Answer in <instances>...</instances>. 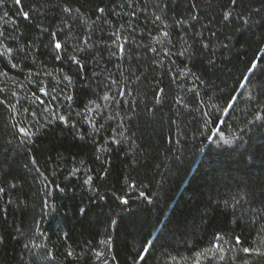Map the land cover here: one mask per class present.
I'll use <instances>...</instances> for the list:
<instances>
[{
    "label": "trees",
    "instance_id": "trees-1",
    "mask_svg": "<svg viewBox=\"0 0 264 264\" xmlns=\"http://www.w3.org/2000/svg\"><path fill=\"white\" fill-rule=\"evenodd\" d=\"M193 2L198 5L196 21L190 19ZM226 2L22 0L32 13L28 21L11 0L0 8V33L7 38L0 44L13 49L11 55L0 56V186L16 185L0 194V209H7L0 211V264H102L104 259L108 264H132L137 250L149 241L147 264H264V71L258 68L243 90L231 92L254 57L264 64V13L253 16L255 24L239 21L237 30L235 18L231 24L221 23ZM262 5L264 0H239L237 11L247 17ZM64 7H71L73 14L63 13ZM98 7L106 9L103 17ZM155 15H162L164 23H154ZM69 29L75 40L90 37L89 44L95 45V62L79 54L91 87H84L76 66L55 60L46 48L50 32H58L63 41ZM114 31L121 34L120 43L128 41L122 57L109 55ZM165 31L167 37L161 35ZM201 36L204 42L211 40L207 55ZM182 46L188 47L185 56L178 54ZM72 47L70 42L69 54ZM153 47L159 54L150 51ZM165 51L170 55L164 56ZM93 69L102 74L92 78ZM64 74L73 77L71 87ZM109 75L117 84L110 83ZM41 82L48 96L39 93ZM118 88L131 93L125 100L136 103L102 99L106 91L116 97ZM160 88L164 95L157 103ZM61 92L74 96L68 126L56 121L37 132L52 111L69 114L62 99H51ZM230 93L239 99L224 115L219 109ZM34 95L46 103L33 102ZM209 112L220 119L205 127ZM89 118L98 121L96 127L104 125L95 143ZM73 122L86 141L73 138ZM20 127L32 135L31 143H20ZM113 138L122 144L111 145L113 151L96 160V149ZM74 168L80 171L72 175ZM104 169L107 174L101 179ZM88 176L91 184L84 183ZM132 184L135 188L129 187ZM9 198L22 203L8 205ZM109 239L110 246L101 244ZM69 251L75 255L69 257ZM96 251L104 254L100 260Z\"/></svg>",
    "mask_w": 264,
    "mask_h": 264
},
{
    "label": "snow or ice",
    "instance_id": "snow-or-ice-1",
    "mask_svg": "<svg viewBox=\"0 0 264 264\" xmlns=\"http://www.w3.org/2000/svg\"><path fill=\"white\" fill-rule=\"evenodd\" d=\"M239 0H227V2L222 6L223 8H225L226 10L222 11V20L221 23L222 24H231L233 18H235V20L237 21V30H239V21H243L244 26H248L250 24H255L257 23V21H255L253 19L254 15L257 14H261L264 13V5L261 6L260 10H256L253 9L251 12H249L248 16L245 17L243 12L241 11H237V5H238ZM7 0H0V8H3L6 6ZM11 3L14 7L19 8L18 10V15H22L25 21H28L32 18V13L31 11L25 10V5L22 3V0H11ZM129 7H135L134 5L129 4ZM157 7H159V5H157ZM198 8V5L193 2L191 4V9L189 10L190 12V19L192 21H196L199 19V16L196 14H193L194 10H196ZM99 13L100 16L103 17L104 13L106 12V9L104 7H98L96 9ZM63 13L68 14V15H72L73 14V9L71 7H64L62 9ZM161 12H163V9H161ZM5 15H7V13H5ZM133 15H135V12H133ZM262 19H264V15H262ZM154 23H164V18H162V15H155L154 16ZM165 27H167V25L165 24ZM42 32H49V30L47 28H41ZM50 35V39L48 41V43L46 44V48H48L50 54L54 57L55 60L57 61H66L71 65L76 66L75 67V72L77 77L79 78L80 81H82L84 83V87H91L90 84V77L88 76V69L86 67V62L83 61L82 57L79 55L81 53H83L84 55L89 56L94 62H95V57L92 56V51L95 48V45H90L89 44V40H83V41H78L75 40L72 36H71V29H69L67 32H64V39L63 41H61L60 34L56 31H52L49 33ZM111 35L114 37V40L112 42V49H109V55L110 56H117V54H119V56H123L125 54V45L128 43L127 40H124L123 43H120V41L123 39L121 34L118 31H114L111 33ZM161 35H163L164 37H167L169 35V33L167 31L163 32ZM194 35H201L200 33H196ZM216 33L212 32L211 36L212 37H216ZM194 38V37H193ZM7 39L3 33H0V40H4ZM181 40H184V37H181ZM73 44V47L71 48V54H69V43ZM156 43H160L159 40L155 41ZM200 43H202L203 45V49H204V54L207 55L208 52L207 50L209 48L212 47L211 44V40L209 39L208 42H204L203 37L201 36V41ZM184 44H187V40H184ZM0 47L3 48V52H0V56H4L5 54H9L11 55L13 52V49L11 46L8 47H4L2 44H0ZM191 47V46H189ZM183 50L180 51L178 54L180 56H185L188 53V47H183ZM150 51L156 54H159V50L157 48H150ZM261 51H264V49H261ZM164 56H168L170 55V53L168 51H165L163 53ZM214 55V53L212 54ZM261 59V57H254L250 62H249V66H246L245 68V72L241 74V81H237L238 84V88H233L231 90L232 93L237 92L238 90H243L246 86L247 83L251 81V76L253 74H255V71L259 68L261 71H264V64H259L258 61ZM159 63H163V61H159ZM209 64H214L215 61L213 59H209L208 60ZM13 68L16 67V64L12 65ZM102 73L101 72H97L95 69H93L92 72V78H96L98 76H100ZM188 74H192L194 75V73H188ZM3 75H7V73H4ZM31 73L29 74V77L31 78ZM121 75H123V73H121ZM108 80H110L111 84H117V81L114 79H111V76L109 75V77H107ZM140 79L139 76L136 77V80L138 81ZM198 79V77H197ZM63 80L67 82V85L69 87H71L74 84V80L73 77L69 74H64L63 75ZM29 82H31V79L29 80ZM107 90L109 89L108 85H105ZM38 91L42 96H48L49 92L46 88V86H42V82L38 83ZM53 92H55L56 90L53 89ZM190 92H194L195 89H189ZM242 94V91H241ZM12 95H15V92L12 93ZM164 95V89L160 88L159 89V94L155 96V99L157 100V103H160L162 98ZM125 96H131V93L126 92L125 89L123 88H118L117 91V95L116 97H112L109 94H107V91L105 92V94L102 96V99L104 101H111L112 103H116V104H135L136 101L132 100V101H127L124 99ZM97 99H99L100 97L97 96ZM51 99L56 100L58 103L60 102V100L62 99L66 104L67 107L69 109V114L66 116L64 115L62 112L60 111H52L51 113H49V119L45 122L44 125L37 127L36 131L39 132L41 130V127H47L49 125H53L56 123V121H59L60 123L64 124L65 127L68 126L69 124V120L71 119V106L74 100V96L72 94H69L67 92H61L59 96L57 95H52ZM239 99V96L237 95H232L231 93L229 94L228 100L225 102L224 107L219 109L220 113H223L224 115H227L229 110L233 109L235 107V102ZM33 102L39 103L41 105H44L46 102L41 99L40 96H33ZM4 101L0 100V104H3ZM92 101H89V104H91ZM177 103H180V101H177ZM89 111H92V109L89 107L88 109ZM132 111H135V109H131ZM27 111V110H26ZM43 111L48 112V108L45 107L43 109ZM77 115H81L80 113H77ZM205 116L207 117L204 120V124L205 127H208L210 124L214 126L215 120H219L220 119V115H216L215 118L213 119V114L211 112L206 113ZM87 117V113L83 114L81 116V119H84ZM88 123L91 125V133L89 134L92 138H93V143H95V137L99 135L100 131H102L104 129V125H100L99 127H96V124L98 123V121H92L90 118L88 119ZM13 127H15V123L13 124ZM71 127L74 131V139H79L81 141H86V136L85 134L77 128V123L73 122L71 124ZM19 134L20 137H22V139L20 140V143L22 145L27 144V143H31L32 140V135L26 131V129L24 127H20L19 128ZM218 134V133H215ZM120 136L123 137L124 133H120ZM24 137H27V140L23 139ZM16 139L15 136H13L12 140L8 141V144H12L13 141ZM226 144H230L231 141H224ZM122 144V140L121 139H117V138H113L110 142L109 141H104V146L102 147H98L96 149L97 155H96V160L98 161H102L103 159H105L104 154L105 153H109L111 151H113V148L111 147V145H121ZM201 151H203V149H201ZM32 165L35 166L37 161L33 158L32 159ZM24 167H28L27 164L24 165ZM31 170V169H30ZM36 172H40L39 167L35 168ZM80 169L79 168H74L72 170V175H75L77 172H79ZM104 175H102L100 178L104 179L106 177L107 174V170L104 169L102 170ZM43 175V174H41ZM92 176H88V178L84 181L85 184H91L92 183ZM44 184H45V188L47 189L48 186V181L47 178H44ZM16 185H10L7 188L5 186H0V194H4L6 191L7 192H11L13 189H15ZM129 187L135 188V185H129ZM56 189L58 191L63 192L64 189L61 188L59 185L56 186ZM45 196L51 195V192L45 191L44 193ZM140 196L143 197L144 199H147V197L145 196L144 192H140ZM100 199H104L103 196L100 197ZM121 199V203L123 204H127L128 201L120 198ZM22 203V202H20ZM20 203H18L16 200H13L11 198L8 199L7 204L8 205H16V207L20 206ZM44 206L45 208L48 206V200L45 199L44 200ZM0 211H4L6 212L7 209H0ZM80 211L83 213L85 210L83 208L80 209ZM112 224H116V221L113 220ZM34 227L36 228V234L39 235V222L37 221L36 224L34 225ZM17 232L20 233L21 236H23V232L21 229H17ZM220 237H216V239H219ZM4 242L3 237L0 236V244H2ZM112 241L111 239H109L108 241H101V244H107V245H111ZM152 242L149 241L146 244H144L140 249L137 250L136 252V256L133 257L132 260V264H140V262H143V264H147V257L149 256L150 253V246H151ZM236 244L240 245L241 244V239L239 237H236ZM36 247H40V245H36ZM25 249L30 250L29 245L25 244L24 245ZM243 251L245 253H248L250 251L249 248H244ZM49 256H51V253L48 254ZM67 255L69 257H72L75 255L74 252L69 251L67 253ZM104 254L100 251H96L95 252V256L98 260H100V258L103 256ZM260 255L264 256V251L260 252ZM102 264H108V259H104Z\"/></svg>",
    "mask_w": 264,
    "mask_h": 264
}]
</instances>
